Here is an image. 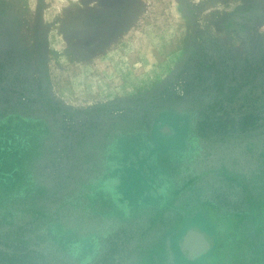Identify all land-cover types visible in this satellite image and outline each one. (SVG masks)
Instances as JSON below:
<instances>
[{
    "label": "rangeland",
    "instance_id": "1",
    "mask_svg": "<svg viewBox=\"0 0 264 264\" xmlns=\"http://www.w3.org/2000/svg\"><path fill=\"white\" fill-rule=\"evenodd\" d=\"M0 264H264V0H0Z\"/></svg>",
    "mask_w": 264,
    "mask_h": 264
},
{
    "label": "flooded vegetation",
    "instance_id": "2",
    "mask_svg": "<svg viewBox=\"0 0 264 264\" xmlns=\"http://www.w3.org/2000/svg\"><path fill=\"white\" fill-rule=\"evenodd\" d=\"M190 241L181 242L179 244L180 250H183L185 254H189L191 259H196L197 257H201L208 252L209 240L201 234H194L190 236Z\"/></svg>",
    "mask_w": 264,
    "mask_h": 264
},
{
    "label": "water",
    "instance_id": "3",
    "mask_svg": "<svg viewBox=\"0 0 264 264\" xmlns=\"http://www.w3.org/2000/svg\"><path fill=\"white\" fill-rule=\"evenodd\" d=\"M194 234H197L196 232H194Z\"/></svg>",
    "mask_w": 264,
    "mask_h": 264
}]
</instances>
